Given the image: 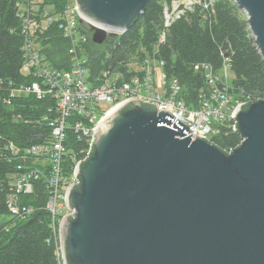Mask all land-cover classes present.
<instances>
[{
	"label": "water",
	"instance_id": "95a60500",
	"mask_svg": "<svg viewBox=\"0 0 264 264\" xmlns=\"http://www.w3.org/2000/svg\"><path fill=\"white\" fill-rule=\"evenodd\" d=\"M91 41L124 32L147 0H74ZM264 59V0H234ZM131 97L98 122L65 191L63 264H264V99L233 112L229 151Z\"/></svg>",
	"mask_w": 264,
	"mask_h": 264
},
{
	"label": "trees",
	"instance_id": "16d2710c",
	"mask_svg": "<svg viewBox=\"0 0 264 264\" xmlns=\"http://www.w3.org/2000/svg\"><path fill=\"white\" fill-rule=\"evenodd\" d=\"M29 1L0 0V264H58L60 261L57 234L52 230V216L46 209L49 188L45 177L41 175L30 180L31 192L17 196L18 205L30 208V213L12 214L6 203L11 193L10 176L18 171L17 166L24 165L20 172L42 166L21 160L20 156L10 158L5 143L12 142L22 150L37 144L46 133L40 118L49 104L48 98L22 96L14 99L11 105L2 101L8 94L9 81L15 84L24 81L19 72L24 61L22 45L25 41L19 4ZM169 1L147 0L144 11L133 24L121 34L107 37L101 45L94 44L90 30L79 23L87 35L90 75L95 77L101 70L124 71L131 58L152 53L156 47L155 55L163 60L167 77L178 79L179 96L189 107L196 105L198 90L207 86L203 70L194 68L198 63L209 64L215 72L226 63L233 74L229 91L234 99L253 101L263 98L264 59L254 44L244 13L234 0H215L206 10L196 7L167 28L164 40L159 42L163 31V2ZM66 3V0H39L34 3L36 10L33 13L41 16L46 9L60 12ZM36 36L51 65L70 68L69 41L55 25L38 31ZM69 139L76 150L83 145L71 134ZM241 139L232 128H222L213 142L228 151L239 145ZM71 154L68 152L62 164L67 184L73 168Z\"/></svg>",
	"mask_w": 264,
	"mask_h": 264
},
{
	"label": "built area",
	"instance_id": "2783aa9c",
	"mask_svg": "<svg viewBox=\"0 0 264 264\" xmlns=\"http://www.w3.org/2000/svg\"><path fill=\"white\" fill-rule=\"evenodd\" d=\"M215 0H170L163 2L162 26L159 42L164 40V32L177 19L196 7L206 10ZM74 8L76 4L74 2ZM65 9V8H64ZM55 16H35L30 6L25 13L20 12L21 30L25 36L22 52L24 61L19 69L24 81L8 83V94L2 101L11 105L13 100L22 96H34L36 99L48 98L49 104L41 116L46 133L37 144L20 150L12 142H6L4 148L10 152V158L20 156L21 160L39 163L42 168H32L20 172L24 165H18V171L10 176L11 193L6 198L7 208L12 214L30 213L31 209L19 206L17 196L30 193L32 182L38 176H44L49 188L46 209L52 216V230L58 238L59 263L63 264L59 246V225L63 217L74 211L65 204V191L76 181L74 170L80 160L86 158L96 125L116 105L135 97L141 101L154 103L157 112L170 111L174 117L189 124L192 131L184 132L192 139L204 137L213 142L222 128L234 126L235 108L246 102L233 98L231 83L227 80L226 63L219 72H215L207 63H198L195 69L203 70L207 86L200 88L196 105L189 107L179 96L181 85L176 77L168 78L163 69L164 62L152 53L142 57H133L125 64V70H101L95 77L90 75L86 58L76 55L75 48H69V69L51 65L44 46L36 39L37 32H43L55 25L61 34L76 41H85L86 33L78 26V16L65 10ZM20 10V5H19ZM245 19L248 18L245 11ZM122 33V32H121ZM118 33V34H121ZM82 40V41H81ZM223 70V71H222ZM222 72V73H221ZM261 99H264L261 98ZM69 134L83 145L76 150L70 144ZM231 150V149H229ZM228 150V151H229ZM68 152H72L73 163L70 184L66 183L62 164ZM43 168L46 170L44 171Z\"/></svg>",
	"mask_w": 264,
	"mask_h": 264
},
{
	"label": "rangeland",
	"instance_id": "374dc122",
	"mask_svg": "<svg viewBox=\"0 0 264 264\" xmlns=\"http://www.w3.org/2000/svg\"><path fill=\"white\" fill-rule=\"evenodd\" d=\"M31 1V2H30ZM28 3L26 2V3H20L19 5H20V12H23V13H25L26 12V10L29 8V6H30V3H31V6H32V9L33 10H36V5H34V3L35 2H37V1H39V0H30ZM66 5H65V9L67 8V10H68V12L69 13H71L72 12V14L71 15H73V16H78V12H77V10L74 8V0H66ZM64 9V10H65ZM66 11V10H65ZM58 12H54V11H51L50 9H46V10H44L43 12H42V14H41V16H55L56 14H57ZM36 15V14H35ZM77 21H78V19H77ZM78 25H79V22H78ZM51 27V26H50ZM50 27H48V28H50ZM86 35V34H85ZM62 37L63 38H65L63 35H62ZM65 39H67V38H65ZM68 41H69V48H71V47H74L75 48V53H76V55H80V57H83V58H86L87 59V62H89V59H88V51H87V49H86V43H87V35H86V40L85 41H82V42H80V41H73L72 39H67ZM41 44V43H40ZM101 45V44H100ZM69 48H68V54H69ZM68 60H69V57H68ZM223 71V70H222ZM222 73V72H221ZM226 73H227V75H228V77H227V80H228V82H231L232 81V79H233V74H232V72H231V70H230V68L228 67V66H226ZM71 182H73V180H70V182H69V184L71 183Z\"/></svg>",
	"mask_w": 264,
	"mask_h": 264
}]
</instances>
